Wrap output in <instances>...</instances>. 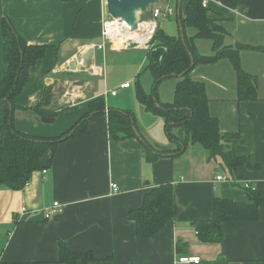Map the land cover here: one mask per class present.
<instances>
[{
	"label": "crops",
	"instance_id": "0c3cea01",
	"mask_svg": "<svg viewBox=\"0 0 264 264\" xmlns=\"http://www.w3.org/2000/svg\"><path fill=\"white\" fill-rule=\"evenodd\" d=\"M187 2L182 0V16ZM167 3L172 15L160 18L158 29L174 21L176 35L164 33L177 36V0ZM206 8L207 16L218 20L225 31L224 46L254 48L239 53L242 70L258 82L254 101H238L236 73L227 59L197 65L190 74L204 84L210 116L220 131L238 135L229 149L244 162L230 169L220 157L208 158L198 143H189L178 156L147 161L138 139H110L107 116L96 117L87 134L56 147L45 175L42 169L35 171L20 191L0 188V264H61L59 243L71 252H91L96 258L93 264H185L179 258L198 257L202 262L218 256L228 264L264 261V207L258 209L255 221L224 222L219 244L200 240L194 226L211 220L216 197L249 204L245 184L264 201V0H207ZM107 18L105 0H0V80L6 70L3 19L28 45L46 47L16 99L15 129L38 138L58 137L88 111L89 102L101 98L106 112L131 111L138 134L151 147L175 150L177 143L168 139L163 119L145 111L136 96L139 87L152 93L154 79L146 71L149 49L118 50L108 44L104 51L94 49L101 43V25ZM185 36L199 55H215L212 41L195 37L194 29L185 28ZM88 50L94 71L89 74L82 66L80 71L68 70V64ZM123 67L127 73L118 75ZM96 78L104 80V86L92 81ZM169 79L172 84L161 92L158 87L167 79L157 87L160 103L173 100L177 79ZM125 83L130 87L120 89ZM113 90H117L114 97ZM38 102L46 110L69 109L47 122L30 109ZM172 133L178 139L186 136L183 128ZM217 176L225 180L216 181ZM165 184L172 186L178 213L151 238L138 239L129 213L142 206L147 193ZM53 203H59L62 212L46 220L44 212ZM178 242L185 245L179 251Z\"/></svg>",
	"mask_w": 264,
	"mask_h": 264
},
{
	"label": "trees",
	"instance_id": "16d2710c",
	"mask_svg": "<svg viewBox=\"0 0 264 264\" xmlns=\"http://www.w3.org/2000/svg\"><path fill=\"white\" fill-rule=\"evenodd\" d=\"M75 1V0H64ZM177 9V3H176ZM208 10L202 6V0H188L184 15L180 14L183 27L184 42L177 36H169L157 29L150 43L147 55L146 71L152 75V93L145 94L138 88L136 96L145 111L161 117L164 129L170 141L177 143L175 150L155 149L145 140H139L134 131V117L131 111L108 108L104 100L95 99L88 103V111L65 133L55 138H38L20 133L14 126V111L19 109L16 99L21 95L28 80L29 70L42 59L45 46L28 45L14 30L9 21L2 20L3 60L6 70L0 80V188L13 191L22 190L29 182L31 175L40 170V159L48 155L52 157L56 147L72 138L88 133V124L96 117L106 115L110 139L123 141L136 138L145 150L147 161L154 162L164 155L178 156L189 144H200L208 158L220 157L224 164L233 169L243 158L234 157L229 149L235 133L220 131L218 121L210 116L208 99L203 83L191 79L190 74L197 65L211 64L219 59H227L234 68L237 80L238 101H254L258 97L257 79L245 73L240 65L239 53L249 46H224L225 31L218 20L207 16ZM176 20L177 15H176ZM185 28H192L196 36L212 41L215 55L204 57L198 54L194 46L185 36ZM256 49V48H255ZM264 51V48H261ZM191 55V56H190ZM193 64V66H192ZM176 78L173 100L160 103L157 87L162 81ZM43 104V103H42ZM41 102L32 109L41 117L53 118L69 108L59 112L46 110ZM183 128L184 139L176 138L172 131ZM69 134L70 137H67ZM63 138H66L63 140ZM250 203H235L221 198L214 199L211 220L195 222L196 234L200 240L219 244L222 241V225L224 222H251L258 217V209L264 207V201L258 192L246 189ZM178 213L174 193L170 184L152 189L144 196L142 206L129 213V219L135 224L138 239H148L160 232L165 224L174 219ZM185 245L178 242L177 251ZM59 261L61 264H93L96 258L91 252H71L65 244L59 243ZM198 264H228L218 256L213 261H202ZM256 264H264V261Z\"/></svg>",
	"mask_w": 264,
	"mask_h": 264
},
{
	"label": "built area",
	"instance_id": "2783aa9c",
	"mask_svg": "<svg viewBox=\"0 0 264 264\" xmlns=\"http://www.w3.org/2000/svg\"><path fill=\"white\" fill-rule=\"evenodd\" d=\"M173 0H162L161 2L152 6L149 16L145 14L141 17L137 29L131 31L129 25L122 19H114L108 16L106 20L102 22L100 30L101 43L97 44L94 49L98 51H104L105 46L108 44L113 49H131V48H149L152 39L158 29V20L162 17H168L172 15V8L167 2ZM164 3L163 6L158 4ZM202 6L206 8L207 0H202ZM145 15V17H144ZM94 69V68H93ZM92 69V70H93ZM94 71V70H93ZM130 87V83H125L120 86V89H127ZM111 96L117 95V90L110 92ZM46 170H42V174H46ZM225 178L217 176L216 181H224ZM227 181L231 182L227 179ZM112 191H116V186L112 185ZM245 189H249V185L245 184ZM62 212V206L59 203H53L52 207L45 210L44 217L46 220L51 219L54 215ZM180 263L185 264H198L200 258L198 257H181Z\"/></svg>",
	"mask_w": 264,
	"mask_h": 264
},
{
	"label": "water",
	"instance_id": "95a60500",
	"mask_svg": "<svg viewBox=\"0 0 264 264\" xmlns=\"http://www.w3.org/2000/svg\"><path fill=\"white\" fill-rule=\"evenodd\" d=\"M162 0H105L106 3V12L107 15L114 19H122L124 20L130 27L131 31H135L137 29V25L141 19V15L145 14L147 10L154 6L155 4L161 2ZM182 7V0H177V9L176 15L178 18V26L180 38L184 42V33L183 27L179 20L180 13ZM92 50H88L85 54L81 55L78 58H75L68 64V70L70 71H80L82 68L89 74L93 72V63L91 60ZM191 56V55H190ZM193 66V64H192ZM44 121H51L49 118H43ZM133 131L136 137L139 140H142L140 134H138L137 129L133 125ZM69 134L67 137H70ZM66 138H63L65 140ZM49 163V157L47 155L43 156L39 165L42 170H45Z\"/></svg>",
	"mask_w": 264,
	"mask_h": 264
},
{
	"label": "rangeland",
	"instance_id": "374dc122",
	"mask_svg": "<svg viewBox=\"0 0 264 264\" xmlns=\"http://www.w3.org/2000/svg\"><path fill=\"white\" fill-rule=\"evenodd\" d=\"M164 5V3H160V4H158V6H163ZM160 22H162V21H160ZM159 22V23H160ZM190 29H192V28H189V30ZM162 31L163 32H169L168 34H170V35H176V33H177V31H176V26H175V23H174V21H166L165 22V24H164V26L162 27ZM141 53H139L140 55H143V56H145V51H140ZM124 68V67H123ZM121 69V68H120ZM125 70V68L123 69V71H119L118 72V75H121V74H123V73H127V71H124ZM115 75H116V73H115ZM79 78H81V79H86L85 78V76H79ZM109 80V82L107 83V87H108V89L110 88V84H111V80L110 79H108ZM170 80H172V79H167V81H164L159 87H158V90H159V92H161V90H163L164 88H165V86H166V84L168 83L169 85L170 84H172V82H170ZM92 81H95V82H97V81H100V85L101 86H104V80L102 81V79L100 78V79H92ZM134 87H135V84H132V91H134ZM167 90V89H166ZM60 92V94L61 93H63V91H59ZM168 93L166 92V95H167ZM131 107H134V108H136V107H138L137 105H131ZM133 108V109H134ZM130 109H132V108H130ZM141 119V118H140ZM142 121V120H141ZM182 136L184 137V134L182 133Z\"/></svg>",
	"mask_w": 264,
	"mask_h": 264
}]
</instances>
